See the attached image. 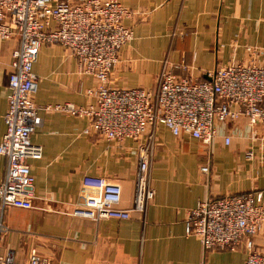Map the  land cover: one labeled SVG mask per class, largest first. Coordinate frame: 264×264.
Returning <instances> with one entry per match:
<instances>
[{
	"label": "crops",
	"instance_id": "crops-1",
	"mask_svg": "<svg viewBox=\"0 0 264 264\" xmlns=\"http://www.w3.org/2000/svg\"><path fill=\"white\" fill-rule=\"evenodd\" d=\"M117 1L131 12L123 23L133 38L121 48L110 74L114 86L153 88L164 61L185 65L173 69L177 75L206 80L215 66L245 60L248 47L260 50L255 59L264 63V0ZM16 45V38L0 40V140ZM33 71L38 77L36 106L94 101L86 94L93 78L78 73L76 58L61 45L43 44ZM37 117L31 141L42 146V157L28 161L33 208L0 210L5 227L0 255L11 251L15 260L25 262L36 252L48 264H244L243 247L204 250L196 237L185 234L184 222L186 211L201 199L264 189V152L251 139L245 118L217 124L210 145L158 127L151 163L154 197L143 222L135 215L94 221L73 214L83 203L79 188L85 175L119 184V206H132L136 141L110 142L85 133L86 117L54 110H39ZM225 135L231 136L229 145L223 142ZM251 147L255 157L246 160L244 152ZM207 162L210 171L204 174L200 167ZM5 169L6 159L0 156V179ZM263 244L255 239L257 250Z\"/></svg>",
	"mask_w": 264,
	"mask_h": 264
},
{
	"label": "built area",
	"instance_id": "built-area-1",
	"mask_svg": "<svg viewBox=\"0 0 264 264\" xmlns=\"http://www.w3.org/2000/svg\"><path fill=\"white\" fill-rule=\"evenodd\" d=\"M130 15L117 0H0V40L17 39L11 52L5 131L0 140V156L6 159L0 179L1 211L7 206L33 208L34 177L28 161L42 157V146L31 141L39 110L86 117L89 125L85 133L98 134L106 141L130 139L138 143L131 207L119 206V184L104 176H83L79 188L83 203L73 214L94 221L135 215L144 222L154 197L151 163L159 126L174 137L186 135L210 145L217 136V124L245 118L251 139L264 152V63L255 59L260 50L248 47L245 60L215 66L206 80L177 75L173 69L185 65L164 61L153 88L117 87L110 82V74L121 48L133 38L132 29L123 23ZM43 44L61 45L76 58L78 73L93 78L94 85L86 89L92 103L34 104L38 77L33 64ZM223 142L229 145L231 136L225 135ZM244 157L254 159L253 147ZM200 171L208 174L210 164L202 165ZM4 230L0 219V237ZM184 231L196 237L204 250L243 247L244 264H264V244L263 250L255 246L257 237L264 240V189L197 201L186 211ZM0 264L48 263L36 252L19 262L8 251L0 255Z\"/></svg>",
	"mask_w": 264,
	"mask_h": 264
},
{
	"label": "water",
	"instance_id": "water-1",
	"mask_svg": "<svg viewBox=\"0 0 264 264\" xmlns=\"http://www.w3.org/2000/svg\"><path fill=\"white\" fill-rule=\"evenodd\" d=\"M151 89V88H150Z\"/></svg>",
	"mask_w": 264,
	"mask_h": 264
}]
</instances>
